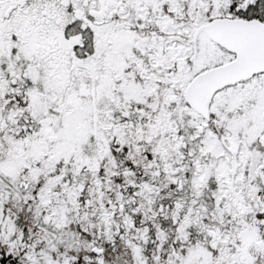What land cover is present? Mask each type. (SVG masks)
<instances>
[{"label":"snow or ice","instance_id":"obj_1","mask_svg":"<svg viewBox=\"0 0 264 264\" xmlns=\"http://www.w3.org/2000/svg\"><path fill=\"white\" fill-rule=\"evenodd\" d=\"M0 264H264V0H0Z\"/></svg>","mask_w":264,"mask_h":264}]
</instances>
